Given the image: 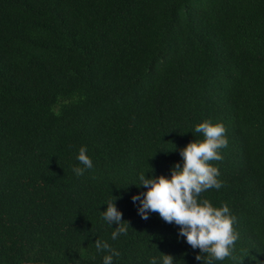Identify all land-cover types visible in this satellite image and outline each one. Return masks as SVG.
Instances as JSON below:
<instances>
[{
	"label": "trees",
	"instance_id": "obj_1",
	"mask_svg": "<svg viewBox=\"0 0 264 264\" xmlns=\"http://www.w3.org/2000/svg\"><path fill=\"white\" fill-rule=\"evenodd\" d=\"M205 120L228 145L210 162L223 186L198 200L226 204L239 234L212 264H264V0H0V264H103L97 239L113 264H207L132 201L141 174L183 167Z\"/></svg>",
	"mask_w": 264,
	"mask_h": 264
},
{
	"label": "clouds",
	"instance_id": "obj_2",
	"mask_svg": "<svg viewBox=\"0 0 264 264\" xmlns=\"http://www.w3.org/2000/svg\"><path fill=\"white\" fill-rule=\"evenodd\" d=\"M196 133L203 134V141L191 142L180 150L183 167L176 164L171 169V177L146 178L139 176V186L147 191L134 195V204L139 202L137 212L142 219L148 220L150 213H158L168 224L179 226V236L186 238V242L200 253L196 260L201 261L202 254H208L207 264L213 260L223 261L231 257L239 234L234 230L236 217L230 214L225 204L215 208L207 200H198L201 193L209 189L219 190L223 183L218 180L220 175L217 167L211 161H221L220 149L227 147L226 129L223 124L213 125L205 120L195 127ZM77 160L83 167H74L77 176L93 168V161L87 155V148L81 147ZM153 171V170H152ZM107 202V210L103 212V219L110 225H118L112 232V240L121 235H127L129 223L122 221V213L117 210L115 200ZM96 250L109 253L104 256L103 264H113V257L120 253L107 242L99 239L95 242ZM162 264H174V257L161 254ZM150 264H157L153 257Z\"/></svg>",
	"mask_w": 264,
	"mask_h": 264
}]
</instances>
